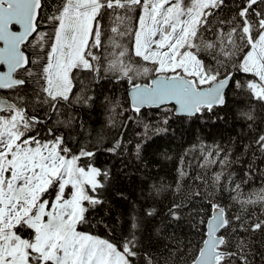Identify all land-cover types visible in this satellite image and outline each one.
Segmentation results:
<instances>
[{"label":"snow or ice","instance_id":"snow-or-ice-1","mask_svg":"<svg viewBox=\"0 0 264 264\" xmlns=\"http://www.w3.org/2000/svg\"><path fill=\"white\" fill-rule=\"evenodd\" d=\"M0 264H264V0H0Z\"/></svg>","mask_w":264,"mask_h":264},{"label":"trees","instance_id":"trees-1","mask_svg":"<svg viewBox=\"0 0 264 264\" xmlns=\"http://www.w3.org/2000/svg\"><path fill=\"white\" fill-rule=\"evenodd\" d=\"M227 124L223 122H218L217 126L204 127L201 128L199 123L194 126L197 135H202L206 142L209 144L214 141H226L229 136L235 135L237 132L241 131V123L235 118L234 112H228L226 114ZM173 127L177 129L176 138H164L158 141L157 144L153 145L149 149V157L153 161L154 167L153 172H157L161 180H168L175 176V164L176 161H161L156 164L158 157L153 155L158 149H169L172 155L175 157L178 153H181L185 147L193 143L195 136L184 130L179 124H174ZM103 159V158H101ZM138 178L133 175L131 179H121L120 187L127 190L133 198L136 195V189L138 184ZM123 210V204L117 206V211Z\"/></svg>","mask_w":264,"mask_h":264}]
</instances>
